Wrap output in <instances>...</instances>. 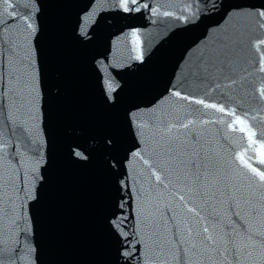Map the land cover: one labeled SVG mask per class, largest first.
<instances>
[{
    "label": "snow or ice",
    "instance_id": "1",
    "mask_svg": "<svg viewBox=\"0 0 264 264\" xmlns=\"http://www.w3.org/2000/svg\"><path fill=\"white\" fill-rule=\"evenodd\" d=\"M0 264H264V0H0Z\"/></svg>",
    "mask_w": 264,
    "mask_h": 264
},
{
    "label": "water",
    "instance_id": "2",
    "mask_svg": "<svg viewBox=\"0 0 264 264\" xmlns=\"http://www.w3.org/2000/svg\"><path fill=\"white\" fill-rule=\"evenodd\" d=\"M151 30V28L148 29L149 32ZM94 87L95 77L89 74V88L94 89ZM79 182L87 183V181ZM62 226L64 230L63 243L67 250L71 252L83 242L82 237L80 235L83 226L82 207L74 202L71 193L69 194L68 205L65 211Z\"/></svg>",
    "mask_w": 264,
    "mask_h": 264
}]
</instances>
